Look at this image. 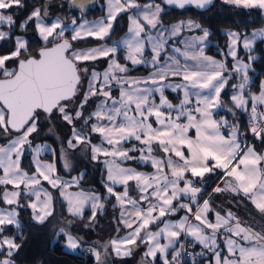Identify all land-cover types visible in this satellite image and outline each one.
Returning <instances> with one entry per match:
<instances>
[{
  "label": "snow or ice",
  "instance_id": "6c2138e0",
  "mask_svg": "<svg viewBox=\"0 0 264 264\" xmlns=\"http://www.w3.org/2000/svg\"><path fill=\"white\" fill-rule=\"evenodd\" d=\"M222 2L258 10L264 19V0ZM49 3L34 5L17 31V10L25 0H0V264H17V238L25 239L20 209H30L31 221L45 226L59 201L67 215L61 213L53 235L75 251L85 243L81 231L95 227L113 198L116 235L88 247L95 264H111L113 255L131 257L141 246L138 264H180L186 249L197 245L203 264H264V150L253 143L264 145V81L252 92L249 76L264 27L250 34L225 30L222 59H216L205 52L208 28L191 19L166 24L163 18L165 5L206 9L213 0H106L104 15L91 21L86 10L92 0H60L61 9L66 3L78 10L70 20L50 16ZM125 15V34L112 40L115 23ZM30 26L41 41L38 48L26 38ZM193 32L199 34L186 35ZM89 38L96 43L77 46L88 45ZM241 47L247 62L239 56ZM100 60L103 70L96 67ZM139 66L148 69L146 75H131ZM233 78L239 83L231 84L229 121L218 113ZM166 90L176 93V103ZM238 112L248 117L244 131ZM54 120L70 129L59 152L35 142L41 122ZM68 149L103 165V193L85 190L83 173L60 174L59 162L66 172L73 170ZM28 151L32 162L26 169L22 158ZM45 153L53 159H42ZM144 166L152 171H141ZM212 176L218 182L201 201ZM225 193L237 206L250 202L260 221L250 212L242 221L216 205L213 197ZM179 212L184 215L172 219Z\"/></svg>",
  "mask_w": 264,
  "mask_h": 264
},
{
  "label": "trees",
  "instance_id": "16d2710c",
  "mask_svg": "<svg viewBox=\"0 0 264 264\" xmlns=\"http://www.w3.org/2000/svg\"><path fill=\"white\" fill-rule=\"evenodd\" d=\"M45 0H25V7L17 10V24H19L28 13H30L34 7V5H39L44 3ZM49 4L59 5L60 0H50ZM166 14L164 15V22L166 24H171L178 22L180 20H195L198 23H201L204 27L208 28L212 35L209 37V44L205 49L206 54L209 56H213L217 59H222V56L219 53V50L225 49V45L227 42V37L224 34L225 30H236L242 33L250 34L254 29H258L264 27V19L261 18V15L258 10H252L249 12L248 10L243 9H235L230 5L224 4L222 0H214L213 3L207 7L206 9H197L193 6H189L186 9H178L174 7L166 6ZM52 10H55L54 6H52ZM106 11L105 0H92V4L86 10L87 19H96L104 15ZM63 17H67L69 20L72 16L78 15V10L70 9L65 3V7L61 9L58 13ZM32 28L31 26L29 29ZM115 31L112 35V38L121 37L127 30V16H123L122 18H118V22L114 25ZM28 39L31 41V45L33 48H38L41 45L40 39L36 36V34H32V36L27 35ZM96 42L92 41L89 38L88 45H77L81 46H92ZM256 55V59L253 62V69L251 70V75L254 78V83L251 85L250 89L252 92L259 91V84L262 80H264V43L259 42L255 46V50L251 53ZM148 69L139 66L137 69L131 72V75H146ZM231 86L229 90L224 91L222 93V98L225 102V105L230 104V96H231ZM168 96L172 95V92L167 91ZM172 97H174L176 101V94L173 93ZM59 122L58 120H54ZM241 125V131H244L247 125V118L244 113H241V117L239 119ZM48 122L42 121L39 135L43 140L52 141L55 144L57 152H59L61 142L56 139V137L48 134ZM62 127V126H61ZM63 130L67 131L64 127ZM250 135L248 136V138ZM96 141V140H95ZM255 147L258 150H264V145L260 143V141H254ZM46 158L50 160L53 159L51 154L44 155ZM70 159L73 162V170L69 173L66 172L62 167V162L58 163V167L60 169V174L64 177H72L78 176L81 173L84 174V178L81 181L82 187L87 190H94L100 193L104 192V188L102 186L103 176V165L98 164L90 160L87 153L80 151L79 149L73 150L70 154ZM22 166L24 168L31 167V155L27 154L22 162ZM142 170H151L150 167L144 166L141 167ZM209 183L205 186L206 191L204 195L200 197L201 201L208 197L209 193L212 192V189L216 186L218 182L217 177L212 176L209 177ZM118 190H119V186ZM223 195L217 194L213 197L216 205H221L226 208L227 203H223L225 197ZM226 199L232 200L234 204L231 207V210L241 218L242 221L249 220V212L251 213V217L255 219V221L259 222L260 217L255 211L253 205L250 202H243L239 206L233 197L230 195L226 196ZM108 203V209L111 207V210H116L112 207L114 203V198L112 202ZM110 206V207H109ZM21 216L19 217L21 221V233L25 237V239L21 242L19 237L17 238V243H22L21 249L18 253L13 257L17 261V264H95L94 258L87 251L89 246H95L96 244H92L89 241V237H93L94 234L91 233L93 229H83L81 234L85 237V243L81 247L79 253L70 252L68 249L61 246L60 243L57 242L54 237V232L58 230V221L62 219L61 213L65 212V209L61 207V203H57L55 207V218L52 219L51 223L46 224L45 226H39L35 222L31 221L30 209H20ZM182 212L177 213L176 217H178ZM91 212L88 211L87 215L90 216ZM65 212V216H66ZM174 217V218H176ZM106 212L100 213L98 217V226L96 229L98 232L103 230L106 226ZM85 223L87 220L85 219ZM53 225H57V227H53ZM10 231L7 233L8 235H12L15 232V228L10 226ZM189 248V247H188ZM192 250V249H191ZM195 253V251L193 250ZM200 256L195 255V263L201 264ZM111 264H134L133 262L127 259H121L116 256L111 257ZM159 264V261L157 262Z\"/></svg>",
  "mask_w": 264,
  "mask_h": 264
},
{
  "label": "crops",
  "instance_id": "0c3cea01",
  "mask_svg": "<svg viewBox=\"0 0 264 264\" xmlns=\"http://www.w3.org/2000/svg\"><path fill=\"white\" fill-rule=\"evenodd\" d=\"M262 28V27H261ZM264 43V42H263ZM208 44H209V40H208ZM208 46V45H207ZM208 55V54H207ZM239 55L241 56V58H243V57H247L248 56V53L241 47L240 48V50H239ZM255 57H256V55H255ZM217 59V58H216ZM249 76H250V78H251V83H250V87H251V85L254 83V78H253V76L251 75V70H249ZM262 81H264V80H262ZM234 83H239V80L238 79H236V78H233L232 80H230V83H229V86L225 89V91L226 90H229L230 89V86H231V84H234ZM260 85V84H259ZM167 91H169V90H167ZM232 91H233V89L231 90V93H232ZM231 104V103H230ZM226 107H231V105H227ZM221 114H223V115H225L229 120H233V117H232V115L231 114H229L227 111H226V108L225 109H222V110H220L219 111V113H218V115L220 116ZM240 117H241V113H239L238 112V118L240 119ZM258 150V149H257ZM152 170V169H151ZM150 170V171H151ZM229 194H227V193H225V194H223V196L225 197V200L223 201V203L225 204V203H227L226 204V208H230L231 209V207L233 206L232 204H234L233 203V201L232 200H228V199H226V196H228ZM223 197V198H224ZM110 207V206H109ZM106 212V219H105V222H106V226H105V228L101 231H99V232H96V231H94V230H92L91 231V233L92 234H94L93 235V237H89V241H90V243H92V244H96V242H99L100 244H103L104 242H106L107 240H109V238L110 237H112V236H114L115 234H116V232H114L113 230H112V228H114V223H112V221H110V222H108L109 221V218H113V215L115 214V212H117L118 214H119V209H117V211L116 210H111V207L108 209V206L105 208V210H104V212L103 213H105ZM234 212V211H233ZM100 214V213H99ZM117 214V215H118ZM91 215V214H90ZM184 215V213L182 212L178 217H176V218H172V219H179L181 216H183ZM98 224V223H97ZM96 224V225H97ZM98 226V225H97ZM95 229H96V227H95ZM111 229V230H110ZM98 231V230H97ZM120 235H124V233L123 232H121L120 233ZM96 246V245H95ZM190 249H192V250H194L195 251V253H199L200 251H201V248H200V246L199 245H197L195 248H192V247H189ZM80 250H81V248L80 249H78V252H73V251H70V252H73V253H79L80 252ZM145 249H144V247L143 246H141V248H139V249H137L135 252H134V254L131 256V257H124V258H121V259H127V260H129V261H131V262H133L134 264H138V262L140 261V258H141V255H142V253H143V251H144ZM77 251V250H76ZM171 251V250H170ZM118 258H120V257H118ZM170 258V257H169ZM201 259V264H203V262H204V258L203 257H200Z\"/></svg>",
  "mask_w": 264,
  "mask_h": 264
},
{
  "label": "rangeland",
  "instance_id": "374dc122",
  "mask_svg": "<svg viewBox=\"0 0 264 264\" xmlns=\"http://www.w3.org/2000/svg\"><path fill=\"white\" fill-rule=\"evenodd\" d=\"M141 2H143V0H141ZM157 2H159V0H157ZM105 4H106V0H105ZM52 6H54V8H55V10H52ZM61 10V8H60V6L59 5H53V4H49V6H48V11H49V15L50 16H52L53 18L56 16V15H58L57 13L59 12ZM107 10V9H106ZM106 12V11H105ZM97 19V18H96ZM88 20H95V19H88ZM18 25L19 24H17V31H18ZM232 30V29H231ZM233 31H236V30H233ZM32 34H36L35 33V31L33 30V28H30V29H28V31H27V34H26V38L28 39V37H27V35H30V36H32ZM125 34V33H124ZM123 34V35H124ZM195 34H199L198 32H193V33H186V35H195ZM122 35V36H123ZM36 36L39 38V36L36 34ZM121 36V37H122ZM120 38V37H119ZM119 38H112V40H119ZM240 50V49H239ZM253 55V54H252ZM240 56V55H239ZM255 56V55H254ZM241 57V56H240ZM243 59L245 60V62H247V60H248V56L247 57H243ZM227 62L229 63V65H231V63H232V60H231V57H229L228 58V60H227ZM253 62L254 61H252L251 62V68L249 69V70H252L253 69ZM106 66V63H105V61H103V60H100V61H98L97 62V64H96V67H97V70H103V68ZM134 76H141V75H134ZM166 94L168 95V93H167V90H166ZM176 94V93H175ZM172 95H173V93H172ZM172 95L171 96H168L169 97V99H171L172 101H173V103H176L177 101H175V99H174V97H172ZM227 105H225V108H227L226 107ZM224 108V109H225ZM222 110V109H221ZM89 111H91V108H89ZM220 116H225V115H223V114H221ZM226 117V116H225ZM227 118V117H226ZM228 119V118H227ZM229 120V119H228ZM229 121H232V119L231 120H229ZM53 125H54V131L52 132V133H49V132H47L48 134H51L52 136H54V137H56V139H57V137H59V139H57V140H59V142H61V141H65V143H64V147H67V145H66V139L69 137V135H70V129H69V127L67 126V125H65L64 123H62V122H56V121H53ZM53 125H49L48 124V126L49 127H51V126H53ZM64 127L67 131H65V130H63V128L62 127ZM48 127V128H49ZM96 139L94 138V142H98V140H96ZM35 142L36 143H47V144H49V145H51L52 146V148H54V149H56V147H55V144L52 142V141H49V140H43L42 139V137L38 134L37 136H36V138H35ZM73 151V149H68V159H69V161L71 162V164L73 165V162H72V160L70 159V154H71V152ZM27 154H30L31 155V162H32V153H31V151H28V152H26L25 154H24V156H23V158H22V162H23V159H24V157L27 155ZM48 155V154H50V153H45L44 155ZM42 156V159H44V160H46V161H50V159L49 158H46L45 156ZM141 171H149L150 172V170H142V169H140ZM152 171V170H151ZM65 178H70V177H65ZM85 190H87V189H85ZM115 202V201H114ZM57 203H60L59 201L57 202ZM57 203L54 205V207H56V205H57ZM108 206V203L106 202V207ZM118 213L117 212H115V215H117ZM98 217H99V213H98ZM110 221H112V223H114V228H112V230L114 231V232H116L115 231V229H116V224H115V221L113 220V218L111 219V218H109V221L108 222H110ZM95 227H97V225H95ZM95 227L93 228V230L94 231H96V232H98L97 231V229H95ZM111 230V229H110ZM116 235V234H115ZM114 235V236H115ZM73 252H78V250L76 251H73Z\"/></svg>",
  "mask_w": 264,
  "mask_h": 264
},
{
  "label": "built area",
  "instance_id": "2783aa9c",
  "mask_svg": "<svg viewBox=\"0 0 264 264\" xmlns=\"http://www.w3.org/2000/svg\"><path fill=\"white\" fill-rule=\"evenodd\" d=\"M245 117L248 119L247 115ZM251 141V136L248 138ZM180 264H196L195 263V253L190 248H187L184 254L180 258Z\"/></svg>",
  "mask_w": 264,
  "mask_h": 264
},
{
  "label": "water",
  "instance_id": "95a60500",
  "mask_svg": "<svg viewBox=\"0 0 264 264\" xmlns=\"http://www.w3.org/2000/svg\"><path fill=\"white\" fill-rule=\"evenodd\" d=\"M213 1H214V0H213ZM209 6H210V5H209ZM209 6H208V7H209Z\"/></svg>",
  "mask_w": 264,
  "mask_h": 264
}]
</instances>
